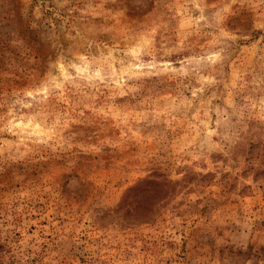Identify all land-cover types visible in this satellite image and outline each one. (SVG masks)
Wrapping results in <instances>:
<instances>
[{
	"label": "rangeland",
	"instance_id": "374dc122",
	"mask_svg": "<svg viewBox=\"0 0 264 264\" xmlns=\"http://www.w3.org/2000/svg\"><path fill=\"white\" fill-rule=\"evenodd\" d=\"M0 264H264V0H0Z\"/></svg>",
	"mask_w": 264,
	"mask_h": 264
}]
</instances>
